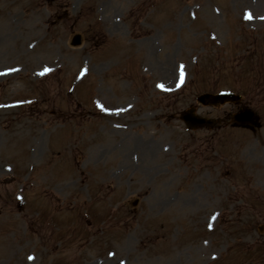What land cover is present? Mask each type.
<instances>
[{"label":"rangeland","instance_id":"374dc122","mask_svg":"<svg viewBox=\"0 0 264 264\" xmlns=\"http://www.w3.org/2000/svg\"><path fill=\"white\" fill-rule=\"evenodd\" d=\"M0 264H264V0H0Z\"/></svg>","mask_w":264,"mask_h":264},{"label":"water","instance_id":"95a60500","mask_svg":"<svg viewBox=\"0 0 264 264\" xmlns=\"http://www.w3.org/2000/svg\"><path fill=\"white\" fill-rule=\"evenodd\" d=\"M237 97L233 94H220V95H209V94H205V95H202L199 100L205 104H208V103H218V102H221L223 103L225 101V99H236ZM234 118L236 120H238L239 122L241 123H255L254 121V113L250 110H246V111H243L237 115L234 116ZM183 119L187 122V124L189 126H192L194 128H197L201 125H204V124H213V121L212 120H209V119H205V118H201L199 116H196L194 114V109H190L188 111H186L184 114H183Z\"/></svg>","mask_w":264,"mask_h":264},{"label":"snow or ice","instance_id":"6c2138e0","mask_svg":"<svg viewBox=\"0 0 264 264\" xmlns=\"http://www.w3.org/2000/svg\"><path fill=\"white\" fill-rule=\"evenodd\" d=\"M182 75H183V73H182ZM161 87H163V85H161Z\"/></svg>","mask_w":264,"mask_h":264}]
</instances>
